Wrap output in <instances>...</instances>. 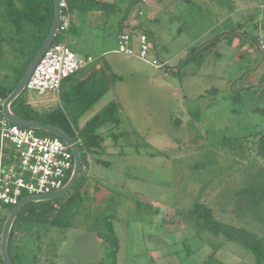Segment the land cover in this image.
<instances>
[{
	"label": "rangeland",
	"instance_id": "rangeland-1",
	"mask_svg": "<svg viewBox=\"0 0 264 264\" xmlns=\"http://www.w3.org/2000/svg\"><path fill=\"white\" fill-rule=\"evenodd\" d=\"M122 1L108 28L83 27L81 14H72L88 44L84 53L117 48L118 23L127 6ZM132 21H141L152 55L174 71L107 55L116 77L108 98L119 104L124 129L137 136L129 133L118 144L106 137L104 154L94 156L85 176L96 191L89 187L69 208L56 211L62 237L53 264L78 263V250L99 255L108 219L121 242L118 264H255L241 243L213 236L186 212L205 206L212 210V221L264 247V157L258 150L264 134V50L257 45L264 36V0H143L124 25ZM13 31L0 25L2 35L13 36ZM57 38L66 41L64 35ZM6 53L10 59L7 47ZM243 79L250 87L241 90ZM26 91L40 106L63 103L56 93ZM128 139L141 145L124 146ZM149 150L161 155H146ZM67 197L40 203L56 208ZM11 210L6 208L1 219ZM28 226L46 233L43 225Z\"/></svg>",
	"mask_w": 264,
	"mask_h": 264
},
{
	"label": "trees",
	"instance_id": "trees-1",
	"mask_svg": "<svg viewBox=\"0 0 264 264\" xmlns=\"http://www.w3.org/2000/svg\"><path fill=\"white\" fill-rule=\"evenodd\" d=\"M142 1L143 0L125 1L127 6H124L123 16L118 23L117 35H121L122 30L126 28L124 22L127 21L131 10ZM66 2L68 3L72 14L74 12L81 14L82 21L84 20L82 23L83 27L89 26V24L85 21L90 17L93 20H98L96 21V24L99 26L108 28L109 24L112 25L111 19L122 10L119 5L124 1L119 0L106 2L101 0H66ZM54 18L55 5L53 0H0V25H11L14 28L13 36H5L0 32V126L1 121L5 119L2 109L3 102L13 92L24 77L30 63L42 46L43 42L48 37L54 23ZM135 18L137 19L138 17ZM132 23H134V21L129 24ZM137 24V28L142 26L140 21ZM76 27L77 25L72 19L69 33L67 35L60 34L66 37L65 42L74 52H76V49L72 47L70 37H74V35L79 34L80 30ZM236 32V30L226 32L224 36L230 37ZM59 42H61L59 41V38H56L54 43ZM214 43L215 42H213V44ZM6 47L12 52L10 59L6 58ZM192 56L194 57L195 55L193 54ZM11 69H13V71ZM70 78H72V76L64 82H68ZM103 78L106 79L107 77L103 76L102 79H98V77L89 79V81H87L89 91L87 94H82L79 87L76 89L77 91L71 94H65L63 92L61 95L63 100L61 106H40L39 104H34L31 102V96H29L27 91H25L12 104L11 109L15 115L23 120L35 121L55 126L67 133L75 142L80 139L83 145L79 146V149L83 157V163H85L86 152L93 158L95 155L101 154L106 137L112 138L115 143L118 144L120 140L125 139V137L130 133L123 127L121 108L115 100L111 101L110 104L96 113L80 130L78 129L77 120L93 108V106L110 91V88L107 87V80L104 85ZM115 78L116 77L112 76V73H110L112 84ZM94 92H97L96 95ZM91 93L93 97L91 101L80 99L81 97H86V95ZM36 133L41 137L55 138V136L43 131H36ZM130 134L137 136L133 133ZM129 137L130 135L127 138ZM123 142L124 146H136L131 139ZM142 144H144L145 148L150 147V144L147 142L143 141ZM139 145L141 144L138 143L136 148ZM82 150L84 152H82ZM258 150L264 157V134H262L259 139ZM135 153L140 155L141 151L136 149ZM14 154L15 153H13L11 149L4 151V167L8 165L10 162L9 158L14 156ZM145 154L150 156H154L156 154L161 155L159 152L156 153L153 150L146 151ZM71 175L72 171L66 178L64 183L65 185L70 180ZM86 180L87 179L83 177L77 182L76 186L73 188L72 195H67V200L62 206L55 208L48 203H32L21 211L12 229L9 242L10 255L14 264H21V258H19L18 255H15L13 247L14 237L16 233L21 230V226H45L46 233L42 234L40 239H42V237L47 238L48 233L52 230H56L58 233L57 236L61 237V230L58 229L56 225V221L58 220V217L60 218V215L56 214V211L58 210L62 213L66 208L71 206L73 201L79 197ZM205 208V206L196 205L192 210L186 212V214L199 225L206 226V229L209 230L213 236H224L228 241L241 243L254 255L255 264H264V247L258 240H255L253 237H249L247 235H239L230 227L212 221L210 218L212 210ZM198 212H204L205 215H199ZM6 219L7 217L0 220L1 234ZM107 223V231L100 233L106 254L97 264H118L120 240L111 225L110 219L107 220ZM48 245L54 247L56 245V241L51 239ZM37 257L38 256L35 257L36 261H38ZM0 264H3L1 255Z\"/></svg>",
	"mask_w": 264,
	"mask_h": 264
},
{
	"label": "built area",
	"instance_id": "built-area-1",
	"mask_svg": "<svg viewBox=\"0 0 264 264\" xmlns=\"http://www.w3.org/2000/svg\"><path fill=\"white\" fill-rule=\"evenodd\" d=\"M61 7L63 15L59 34L67 35L73 15L66 0L61 1ZM136 26L138 24H129L121 33L114 53L137 58L166 71L168 63L151 57L150 37L146 32L135 34ZM257 45L264 50V36L258 38ZM94 60V56L78 57L66 42L53 43L36 66L26 90L38 95H60L64 81ZM75 143L78 148L83 145L80 139ZM8 149L15 154L4 167V151ZM92 165L93 157L86 152L81 173L84 177L90 176ZM73 168V153L61 139L41 137L33 129L22 128L3 119L0 126V220L6 208H14L25 197L61 190Z\"/></svg>",
	"mask_w": 264,
	"mask_h": 264
},
{
	"label": "crops",
	"instance_id": "crops-1",
	"mask_svg": "<svg viewBox=\"0 0 264 264\" xmlns=\"http://www.w3.org/2000/svg\"><path fill=\"white\" fill-rule=\"evenodd\" d=\"M101 1H105V0H101ZM85 22H87L90 26H94L96 24V21L91 19L90 17ZM127 26L128 25H126V28L124 30L127 29ZM124 30H122V32ZM139 32H145V31H143L141 29V27H139V28H137V31L135 34H137ZM83 36H84V33L80 30L79 34L74 35V37H70V42L72 44V47H74L76 49L75 53L78 55V57L94 56L95 60L91 64H89L87 67L81 69L75 75H73L72 78H70V80L68 82L63 83V86H62L61 91H60V96L63 94V92L65 94H71V93L77 91L76 89L78 87H79L80 92L82 94L83 93L87 94L89 92L87 81H89V79H93L95 77H98V79H102L103 76L107 77L106 79L103 78L104 79L103 83L105 85L106 80H107V87L110 88V91L107 94H105L102 97V99L100 101H98L93 106V108H91L88 112H86L82 117H80L77 120V126H78L79 130L96 113H98L103 108H105L108 104H110L111 101H113V100L116 101L115 98H110V97L108 98V96L111 93H113L114 85L111 83V79H110L111 67L108 65V62L106 59L108 54L114 53V50L108 51V52H105L104 50H102L97 55L84 53L83 49L88 44L87 45L85 44ZM119 36L120 35L116 36L117 45H118ZM115 54H117V53H115ZM151 57L153 59L157 58V57L153 56L152 53H151ZM237 58H239V57H237ZM170 67L171 66L168 64V69L166 70L167 74H169V73L171 74L174 71V69H172L174 67H172V68H170ZM242 83H243V86H242L241 90H244V89H247L250 87L249 86L250 84H248L249 83L248 81H245L243 79ZM242 83H239L238 85L240 86V84H242ZM232 89H233V87H232ZM96 93L97 92H94L95 95H96ZM92 98L93 97H92V93H91V94L86 95V97H81L80 99L91 101ZM94 109H96V110L89 119H87L85 121L81 120L87 113H89L90 111H93ZM123 153L125 154V152H123ZM102 154H104V144H103V151L101 152L100 155H102ZM103 163H108V162L104 161ZM91 181L92 180L89 181V179L86 180V183L84 184V187L81 191L86 192L87 190H89V187H91L92 193L95 192L97 189V185H95V183L93 181H92L93 184H91ZM55 233L56 232L54 230H52L48 233L47 239H46V237H43L42 239H40L42 234L39 231H37V229H35L34 227L30 228L28 225L21 226V230L16 233V235L14 237V241H13V247H14L15 255H18L19 258H21V264H46V263H44V261H47V264H53V262L60 257V253H61V251L59 250L60 247H58V242L62 236L58 237L57 236L58 233H56V234ZM51 239L56 241V245L54 247L48 245V243L50 242ZM45 243H46V245L43 246V244H45ZM103 249H104V247L102 245L100 248V254L99 255H93V253H91V255H90L89 254L90 252H88V251L86 252V249L84 252H81L80 250L76 251L75 258L78 257V259H79L78 263H76V264H97L103 258V257H100L104 251ZM36 256H38L37 257L38 261L35 260ZM118 263H119V261H118Z\"/></svg>",
	"mask_w": 264,
	"mask_h": 264
},
{
	"label": "water",
	"instance_id": "water-1",
	"mask_svg": "<svg viewBox=\"0 0 264 264\" xmlns=\"http://www.w3.org/2000/svg\"><path fill=\"white\" fill-rule=\"evenodd\" d=\"M55 5V18L54 23L51 28V31L43 42L42 46L36 53L35 57L33 58L32 62L30 63L24 77L19 82L17 87L13 90V92L7 97V99L3 102L2 109L4 118L9 121L10 123L20 126L26 129H33L35 131H43L49 133L59 139H61L64 143H66L74 156V168L72 171V175L70 180L67 184L61 189L54 193L43 195V196H29L23 198L17 206H15L10 214L8 215L1 234V242H0V255L2 258L3 264H14L9 249V242H10V235L12 229L16 223V220L21 213V211L32 203H40V202H50L56 201L60 198L67 196L73 188L76 186L77 182L79 181L82 173V166H83V157L81 154L80 149L77 147L73 138H71L67 133L62 131L61 129L48 125L43 124L35 121H28L19 118L15 115L11 109L12 104L26 91L27 84L42 57L47 52V50L53 45L55 42L60 29V24L62 20L63 10L61 7L62 0H53Z\"/></svg>",
	"mask_w": 264,
	"mask_h": 264
}]
</instances>
